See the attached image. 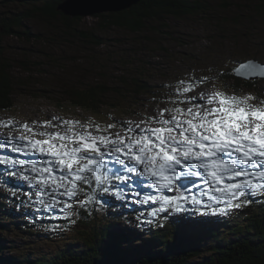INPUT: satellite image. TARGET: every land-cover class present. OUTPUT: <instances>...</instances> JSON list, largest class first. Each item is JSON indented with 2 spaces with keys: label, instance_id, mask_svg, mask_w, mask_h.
Listing matches in <instances>:
<instances>
[{
  "label": "snow or ice",
  "instance_id": "6c2138e0",
  "mask_svg": "<svg viewBox=\"0 0 264 264\" xmlns=\"http://www.w3.org/2000/svg\"><path fill=\"white\" fill-rule=\"evenodd\" d=\"M211 83L190 76L166 85L138 120L0 121V169L27 185L7 187L10 197L72 224L80 210L109 206L107 197L135 205L137 224L161 227L173 215L247 206L264 196V95L202 87Z\"/></svg>",
  "mask_w": 264,
  "mask_h": 264
},
{
  "label": "rangeland",
  "instance_id": "374dc122",
  "mask_svg": "<svg viewBox=\"0 0 264 264\" xmlns=\"http://www.w3.org/2000/svg\"><path fill=\"white\" fill-rule=\"evenodd\" d=\"M47 1L49 0H0V19L16 17L21 21L23 18V26L24 24L27 26L24 27L25 30L29 28L34 35L41 36V39L33 37L30 40L18 36L4 37L5 57L7 60L9 58L16 60L13 63L15 65L13 75L14 79H18L19 86L16 87L13 96L15 103L13 109L0 110V121L14 119L23 123L63 117L81 121L91 118L105 124L111 123L113 118L138 120L157 107V101L168 90L166 85L174 84L179 79L190 76L210 77L212 83L202 87L214 88L228 94L264 95V78L260 77L251 86L240 87L239 85L236 88L231 81L222 79L223 72L233 68L240 61L255 59L264 62V8L259 13L256 10L262 0H208L210 7L206 12L181 17L172 16L164 20L151 19L148 22L149 26L138 32L123 27L102 30L105 19L96 16L99 13L95 12L90 15H80V21H72L74 33H65L68 26L61 17L49 22L43 21L40 16L26 19V12L35 5H45ZM75 28L80 31H75ZM86 32L99 33L105 37V43L99 45L89 42L84 38L83 33ZM114 52L118 59L114 61H112L114 58L107 59ZM97 58L104 59L109 69L105 71L101 68H91V63ZM121 59L135 63L130 67L133 70H147L142 75V79L148 82L155 92H144L139 98L118 93L120 95L118 98L116 91H113L110 100L107 101L108 104H104L97 113L73 108V101L64 87L73 85L77 78L86 82L104 78L112 79V85H116L113 83L121 82L124 79L123 75H137L134 71L123 69L119 63ZM20 61H27L26 65ZM97 63L99 67L102 66V63ZM120 86L121 92L127 94L124 85ZM111 103H116L117 107ZM66 106L70 109L66 110ZM0 132L7 134V129L0 128ZM9 181L10 183L0 184L3 195L10 196L7 191V187L10 186L18 185L21 189L27 190L22 187L27 186L26 182L11 177ZM109 198L114 205L120 203L112 197ZM9 209L14 211L13 219L15 220L22 219L25 211H33L31 207L16 206L15 201L7 206V210ZM111 213H114L111 208L105 207L101 210L96 208L92 216H97L113 229L122 228L126 233L136 230L135 235L140 238L150 235L148 228L151 225L137 224L132 210L128 211L127 208L125 213H122L127 219L119 221L110 219L108 214ZM115 213L121 214V211L116 210ZM184 215H177V217L180 221L183 217L190 219ZM219 216L200 217L201 219L211 217L215 220ZM74 218L76 219V223L72 224L74 228L88 229V225H92L93 228L99 229L97 220L88 218L89 221H87L85 217ZM83 222H87L88 225L84 226ZM181 223L185 225L183 220ZM8 224V228L12 230H0V236L10 243L13 240L12 245L18 247L17 253L32 251L30 247L33 246L38 250H44L50 256V253L64 241L81 237V234L73 229L66 234L65 239L45 240L42 238L46 236L28 235L27 232L16 230L14 224L10 222ZM46 225H39L34 230L42 231ZM170 226L173 225L168 227ZM192 236L194 237L189 240L194 241L197 237L196 241H200V251L191 259L199 260L208 253L210 240L207 237L204 243V236L200 234V231L190 233L189 237ZM20 238L26 239L27 244L20 243Z\"/></svg>",
  "mask_w": 264,
  "mask_h": 264
},
{
  "label": "trees",
  "instance_id": "16d2710c",
  "mask_svg": "<svg viewBox=\"0 0 264 264\" xmlns=\"http://www.w3.org/2000/svg\"><path fill=\"white\" fill-rule=\"evenodd\" d=\"M64 1L49 0L45 5H35L26 12V19L40 16L43 21L49 22L61 17L67 22L68 28L65 33H72L74 28L71 22L81 19L79 16L65 14L59 8V3ZM209 7L208 0H138L123 10L101 12L96 16L105 19L102 30L123 27L138 32L147 28L151 19L164 20L172 16L201 14V12H206ZM262 8H264L263 0L256 7L258 13L262 12ZM22 21L23 18L19 21L16 17L0 19V110L13 109L15 105L13 96L16 87L19 86L18 79H14L13 75V68H15L13 63L16 60L15 58L7 60L5 57L4 37L18 36L27 40L33 37L41 39V36L34 35L31 29L25 30L24 27L27 26L25 24L23 26ZM75 31L79 32L80 30L75 28ZM83 34L84 38L91 43L99 45L105 43V37L99 33L86 32ZM117 57L114 52L107 59L114 58L112 60L114 61L118 59ZM96 61L102 63V66L99 67ZM20 62L26 65L27 61ZM105 62L104 59L97 58L91 63V68H101L106 71L109 68ZM119 63L123 69L134 71L137 75H123L124 79L121 82L113 83L116 85H112V79L104 78L86 82L77 78L73 85L64 87L73 101L72 107L89 113H97L104 104H108L107 101L110 100L113 91H116L118 98H120L118 93L139 98L140 94L144 92H155L151 85L142 79V75L147 70H133L130 67L135 63L124 59L119 60ZM234 67L223 72L222 79L231 81L235 88L239 85L248 87L259 80L236 76ZM138 73L140 74L138 75ZM120 85H124L127 94L121 92ZM111 104L117 107L116 103ZM69 109L70 107L66 106V110ZM9 179L10 177L4 176L3 170L0 169V184L10 183ZM21 199L26 200L23 197ZM14 201L16 206L20 205V200L3 195L0 188V230L11 231L12 229L8 228L10 222L15 225L16 230L27 232L28 235L41 234V236H46V238H42L45 240H50V238L65 239L66 234L73 229L79 232L81 237L64 241L48 256L44 250H38L33 246L30 247L32 251L17 253L18 247L12 245L14 241L12 240L10 243L6 238L0 236V264H264V196H257L254 198V202L247 206L242 205L239 209H233L227 215H221L215 220L201 219L199 215H191L193 221L183 217L182 220L185 223L183 225L182 220L180 221L175 216L173 226L168 227L169 225L164 224L163 221L161 222L162 227L151 225L148 228L150 235L146 238L135 235L136 230L130 233L134 234L133 237H128L127 233L121 230L114 232L111 230V225L104 223L95 215H88L83 210H80L79 218L85 217L84 219L87 221H89L88 218L97 220L99 229L93 228L87 222L82 224L88 225V229L85 227L74 228L72 223L64 219H49L44 215L38 216L31 210L25 211L22 219L15 220L13 219V210H7V206ZM128 211L131 210L128 208ZM187 217H190L189 214ZM73 219L75 218L73 217ZM112 219L117 221L126 218L114 213ZM192 222L193 224H190ZM43 224L47 225L42 231L34 230ZM195 229L203 234L204 243L208 238L210 240L208 253L199 260L191 259L200 251V241H196L197 237L194 241L189 240L194 237H189L190 233H199V231H194ZM22 236L28 237L27 235ZM124 241L130 244L127 245ZM19 242L27 244V240L24 238H20ZM33 242L35 241L33 240ZM8 252H12V254H7Z\"/></svg>",
  "mask_w": 264,
  "mask_h": 264
},
{
  "label": "water",
  "instance_id": "95a60500",
  "mask_svg": "<svg viewBox=\"0 0 264 264\" xmlns=\"http://www.w3.org/2000/svg\"><path fill=\"white\" fill-rule=\"evenodd\" d=\"M138 0H65L59 6L60 9L64 11L65 14L71 16H80L85 14H92L95 12L101 13L107 11H119L132 5ZM70 6V8H69ZM254 62L257 64L256 69L242 68L241 65L248 64V62ZM264 62H259L257 60H247L239 62L235 67L234 74L238 77L245 79H259L261 73H264Z\"/></svg>",
  "mask_w": 264,
  "mask_h": 264
},
{
  "label": "bare ground",
  "instance_id": "6f19581e",
  "mask_svg": "<svg viewBox=\"0 0 264 264\" xmlns=\"http://www.w3.org/2000/svg\"><path fill=\"white\" fill-rule=\"evenodd\" d=\"M64 2H65V1H64ZM64 2H63V3H64ZM106 12H107V11H106ZM81 16H83V15H81ZM81 16H80V17H81ZM57 17H58V16H57ZM110 20H111V19H110ZM248 60H255V59H248ZM246 61H247V60H246ZM257 61H258V60H257ZM241 62H243V61H241ZM234 70H235V67H234ZM260 77H261V78H264V76H260ZM260 77H259V78H260ZM252 80H254V79H252ZM7 183H8V182H7ZM0 187H1V186H0ZM18 207H19V206H18ZM12 208H13V207H12ZM13 212H14V211H13ZM17 213H18V212H17ZM126 219H127V218H126ZM19 223H20V222H19ZM129 224H130V223H129ZM220 242H221V241H220ZM7 250H8V249H7ZM98 253H99V252H98ZM248 254H249V253H248ZM98 256H99V255H98Z\"/></svg>",
  "mask_w": 264,
  "mask_h": 264
}]
</instances>
